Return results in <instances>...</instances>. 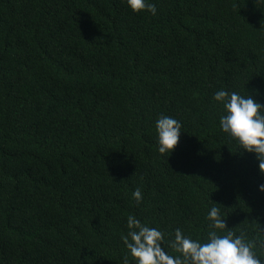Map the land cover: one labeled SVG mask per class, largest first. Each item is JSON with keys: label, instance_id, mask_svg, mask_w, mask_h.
Here are the masks:
<instances>
[{"label": "trees", "instance_id": "trees-1", "mask_svg": "<svg viewBox=\"0 0 264 264\" xmlns=\"http://www.w3.org/2000/svg\"><path fill=\"white\" fill-rule=\"evenodd\" d=\"M151 2L0 0V264H122L130 214L176 255L213 206L264 264V175L213 100L264 105V2ZM161 115L182 125L169 157Z\"/></svg>", "mask_w": 264, "mask_h": 264}, {"label": "clouds", "instance_id": "clouds-1", "mask_svg": "<svg viewBox=\"0 0 264 264\" xmlns=\"http://www.w3.org/2000/svg\"><path fill=\"white\" fill-rule=\"evenodd\" d=\"M133 13L157 15L156 4L151 0H123ZM264 2V0H261ZM213 100L222 106L219 118L220 130L235 141L241 150L254 154L259 162V171L264 175V105L253 99L252 95H241L235 91L218 90ZM181 123L170 116L161 115L155 123L158 152L169 157L178 145ZM264 193V184L258 186ZM137 204L142 202L143 194L138 187L133 192ZM210 231L206 241L193 239L177 228L173 238L164 245L165 233L157 227L141 223L134 215L126 218L127 234L121 240L127 249L122 264H262L254 251L253 242L246 241L244 234L235 235L225 230L226 221L217 207L207 212ZM223 233V234H221ZM264 247V242H261Z\"/></svg>", "mask_w": 264, "mask_h": 264}]
</instances>
